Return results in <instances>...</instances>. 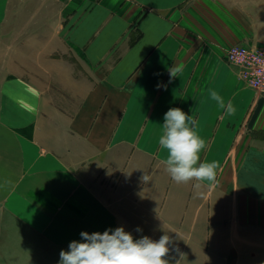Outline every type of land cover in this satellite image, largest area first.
Returning a JSON list of instances; mask_svg holds the SVG:
<instances>
[{
  "label": "crops",
  "instance_id": "0c3cea01",
  "mask_svg": "<svg viewBox=\"0 0 264 264\" xmlns=\"http://www.w3.org/2000/svg\"><path fill=\"white\" fill-rule=\"evenodd\" d=\"M236 45L264 47V0H0V264H58L119 226L169 235L167 260L264 254V96L227 63ZM170 108L219 163L203 198L165 171Z\"/></svg>",
  "mask_w": 264,
  "mask_h": 264
},
{
  "label": "clouds",
  "instance_id": "9594fccd",
  "mask_svg": "<svg viewBox=\"0 0 264 264\" xmlns=\"http://www.w3.org/2000/svg\"><path fill=\"white\" fill-rule=\"evenodd\" d=\"M183 65L168 68L169 82L177 78ZM162 85H158L161 87ZM166 88V85H163ZM213 98L221 101L219 107L224 108L222 97L213 93ZM235 108L231 102L227 105L226 115H232ZM195 120L180 108H170L164 115L162 134L159 145L165 151L163 161L165 171L176 184H189L195 181L194 195L203 198L205 185H215L219 163L217 161L202 162L200 153L206 148L205 140L195 130ZM141 181L147 184L152 177L145 173ZM137 232L142 231L139 227ZM177 234V233H176ZM81 240H73L67 250L59 253L58 264H170L165 257L169 254L168 245L172 238L165 234L158 241L148 236L135 238L123 226L106 229L101 232L80 233ZM179 238V235L177 234ZM182 259L184 254L178 246L172 249ZM180 260L176 264H180Z\"/></svg>",
  "mask_w": 264,
  "mask_h": 264
},
{
  "label": "built area",
  "instance_id": "2783aa9c",
  "mask_svg": "<svg viewBox=\"0 0 264 264\" xmlns=\"http://www.w3.org/2000/svg\"><path fill=\"white\" fill-rule=\"evenodd\" d=\"M71 3L74 0H63ZM227 63L237 70L239 78L264 95V48L232 47L226 54Z\"/></svg>",
  "mask_w": 264,
  "mask_h": 264
},
{
  "label": "rangeland",
  "instance_id": "374dc122",
  "mask_svg": "<svg viewBox=\"0 0 264 264\" xmlns=\"http://www.w3.org/2000/svg\"><path fill=\"white\" fill-rule=\"evenodd\" d=\"M236 46L243 47L240 45H236ZM236 46H233V47H236ZM243 48H246V47H243ZM255 48H258V47H255ZM262 48H264V47H262ZM247 49H253V48L249 47ZM254 90H256V89H254ZM260 95H261V93H260ZM262 96H264V95H262ZM0 216H4L3 210H0ZM256 242L258 245L262 244V241L260 238L256 239ZM241 243L243 244V246L240 248L241 250H239V255L237 257H233L232 259L225 258V257H221V258H219V257H206V258H199V259L196 257H193V258L191 257L188 260L187 257H183L182 259L180 257H173V258H170L171 260L170 259H168V260H169L170 264H176V261H178L180 259H181L180 264H194L193 261H196L195 264H197V263H200V264H264V254H262L261 250L254 249V250L247 251L245 249V242H241ZM255 250H259V251H255ZM199 260H201L202 262H200ZM230 260H231V262H230Z\"/></svg>",
  "mask_w": 264,
  "mask_h": 264
}]
</instances>
